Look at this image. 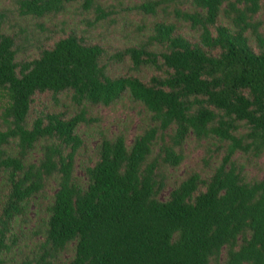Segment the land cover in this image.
<instances>
[{
    "label": "trees",
    "instance_id": "1",
    "mask_svg": "<svg viewBox=\"0 0 264 264\" xmlns=\"http://www.w3.org/2000/svg\"><path fill=\"white\" fill-rule=\"evenodd\" d=\"M78 1L103 10L98 0H20L19 11L42 18ZM169 3L178 21L201 30L198 39L179 32L176 23L158 22L146 42L111 56L130 58L136 70L163 71L147 82L113 76L105 47L75 31L21 61L15 36L0 32V176L8 187L0 264L16 244L8 242L13 219L27 215L33 197H47L52 178L58 188L36 232L44 239L23 264H56L72 242L74 257L62 264H264V176L247 180L233 159L238 151L257 158L264 153V35L254 20L264 0H148L139 8L157 14ZM222 12L233 27L218 23ZM46 91L69 93L80 111L70 118L48 112L30 124L34 96ZM127 93L152 113L155 125L131 145L127 129L113 138L103 134L84 184L75 175L85 144L76 129L97 121L88 117V105L109 106ZM191 136L227 142L222 160L212 175L193 171L162 199L168 168L181 165ZM38 144L42 157L31 161Z\"/></svg>",
    "mask_w": 264,
    "mask_h": 264
},
{
    "label": "rangeland",
    "instance_id": "2",
    "mask_svg": "<svg viewBox=\"0 0 264 264\" xmlns=\"http://www.w3.org/2000/svg\"><path fill=\"white\" fill-rule=\"evenodd\" d=\"M20 0H0V32L14 35L19 47L17 59L32 60L39 55L40 49L50 46L55 41L70 34L72 31L83 36L87 42L99 43L105 47L108 58L105 62L113 76L135 75L147 82L153 75L163 74L162 70L144 65L140 69L133 68L130 58L123 62L111 59L119 49L127 46L144 43L158 22L178 24L179 32L188 37L199 38L200 29L193 28L188 22L178 21L174 6L169 3L166 7L158 8L157 14L146 13L139 6L148 0H98L103 8L101 13L94 9H85L82 2L67 4L64 11L56 15H47L42 18L22 15L19 11ZM234 1V0H229ZM183 10L191 11L189 4L181 6ZM223 8H228L225 2ZM254 20L260 22V32L264 35V6L255 15ZM220 25L233 27L230 18L222 12L219 16ZM215 34V30L213 29ZM251 43L258 46L255 36L250 35ZM151 49L161 52L165 50L162 45H152ZM162 62V59H159ZM5 98L0 93V112ZM88 117L97 121L91 124H80L76 131L84 140V146L79 150L75 175L84 184L86 183L85 169L92 165L96 159V149L103 138V134L113 138L120 131L127 129L128 143L132 144L135 135L142 129L155 125L152 113L129 93L109 106L88 105ZM79 107L72 103L70 94L61 93L55 97L52 92L37 93L31 105L28 122L45 113H64L70 118L79 112ZM227 142H220L216 138L197 140L189 137L182 148L184 160L178 167L168 168L167 188L161 198L168 199L170 191L193 171L200 172L203 178L212 175L220 164L225 153ZM41 144L31 153L30 160L37 161L42 157ZM158 152V146L155 147ZM209 155L211 157H209ZM233 159L237 165L242 166L243 174L249 181L262 179L264 176V153L261 157L245 154L238 151ZM58 184L55 178L49 181L47 197L45 199L35 196L31 199L26 216H16L11 223L8 242L13 240L16 244L8 251L2 253L3 264H23L33 259L43 233H37L48 218V205L53 202ZM8 193L7 181L4 175L0 176V213ZM75 243L68 244L67 248L55 259L56 264H62L74 257Z\"/></svg>",
    "mask_w": 264,
    "mask_h": 264
}]
</instances>
